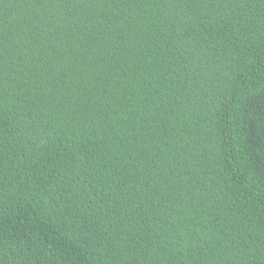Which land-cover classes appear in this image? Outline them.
I'll return each mask as SVG.
<instances>
[{
  "label": "trees",
  "instance_id": "16d2710c",
  "mask_svg": "<svg viewBox=\"0 0 264 264\" xmlns=\"http://www.w3.org/2000/svg\"><path fill=\"white\" fill-rule=\"evenodd\" d=\"M0 264H264V0H0Z\"/></svg>",
  "mask_w": 264,
  "mask_h": 264
}]
</instances>
